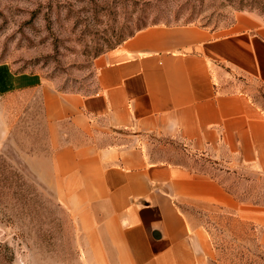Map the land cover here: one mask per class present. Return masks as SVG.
I'll use <instances>...</instances> for the list:
<instances>
[{"label":"crops","instance_id":"0c3cea01","mask_svg":"<svg viewBox=\"0 0 264 264\" xmlns=\"http://www.w3.org/2000/svg\"><path fill=\"white\" fill-rule=\"evenodd\" d=\"M96 67L97 87L87 94L34 86L49 146L34 163L90 213L102 256L205 264L213 255L205 219L231 214L264 228V205L150 149L181 139L264 179V27L253 16L223 28L153 25L101 54Z\"/></svg>","mask_w":264,"mask_h":264},{"label":"rangeland","instance_id":"374dc122","mask_svg":"<svg viewBox=\"0 0 264 264\" xmlns=\"http://www.w3.org/2000/svg\"><path fill=\"white\" fill-rule=\"evenodd\" d=\"M241 14L264 27V0H0V128L2 117L8 128L6 135L0 130V264H117L102 256L83 204L57 193L36 169V156L49 146L34 86L90 93L97 87V57L138 31L223 28ZM162 143L151 146L153 154L209 172L239 198L264 205V179L243 176L225 157L187 141ZM205 225L213 245L205 264H264V228L231 214Z\"/></svg>","mask_w":264,"mask_h":264},{"label":"trees","instance_id":"16d2710c","mask_svg":"<svg viewBox=\"0 0 264 264\" xmlns=\"http://www.w3.org/2000/svg\"><path fill=\"white\" fill-rule=\"evenodd\" d=\"M2 68H4V67H0V70H1ZM11 87H12V86H11ZM11 87L3 88V89L1 90V92H5V91L9 90V89H11Z\"/></svg>","mask_w":264,"mask_h":264}]
</instances>
